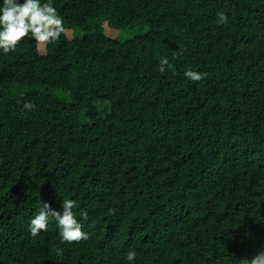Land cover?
Wrapping results in <instances>:
<instances>
[{"label": "trees", "instance_id": "1", "mask_svg": "<svg viewBox=\"0 0 264 264\" xmlns=\"http://www.w3.org/2000/svg\"><path fill=\"white\" fill-rule=\"evenodd\" d=\"M55 6L68 29L55 44L26 37L0 55V264H127L129 251L135 264L254 258L264 247V0ZM164 58L172 67L161 72ZM189 68L204 78L190 81ZM69 198L88 239L61 242L54 220L32 236L43 201L59 209Z\"/></svg>", "mask_w": 264, "mask_h": 264}, {"label": "clouds", "instance_id": "2", "mask_svg": "<svg viewBox=\"0 0 264 264\" xmlns=\"http://www.w3.org/2000/svg\"><path fill=\"white\" fill-rule=\"evenodd\" d=\"M228 15L224 11L217 13V22L225 24ZM68 29L65 21L55 6V0H0V55H8L16 50L18 44L26 37L37 45L47 47L55 44ZM172 65L168 58L160 61V71L164 72ZM204 73L191 68L185 70L184 76L192 82L201 81ZM28 110L34 108L31 102L24 105ZM80 205L74 199H63L60 208H54L50 201H43L38 212L31 218L29 231L32 236L41 230L47 231L49 222L54 220L58 228L61 242H78L88 239V233L83 230L81 219L77 218L76 209ZM80 217L88 218L86 211H80ZM137 254L129 251L126 254L127 264H135ZM246 264H264V247Z\"/></svg>", "mask_w": 264, "mask_h": 264}, {"label": "rangeland", "instance_id": "3", "mask_svg": "<svg viewBox=\"0 0 264 264\" xmlns=\"http://www.w3.org/2000/svg\"><path fill=\"white\" fill-rule=\"evenodd\" d=\"M106 26V25H105ZM142 32V31H141ZM137 33V32H136ZM131 31L119 32L111 30L109 28L105 29V34L112 39H120L122 41H127L129 39L137 37V34ZM45 47L41 46V50H44ZM62 97H65V94H61Z\"/></svg>", "mask_w": 264, "mask_h": 264}]
</instances>
